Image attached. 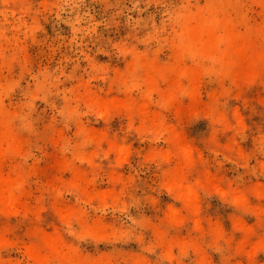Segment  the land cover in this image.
<instances>
[{
  "label": "rangeland",
  "instance_id": "obj_1",
  "mask_svg": "<svg viewBox=\"0 0 264 264\" xmlns=\"http://www.w3.org/2000/svg\"><path fill=\"white\" fill-rule=\"evenodd\" d=\"M197 14L226 18L247 41L233 79L205 74L197 98L175 107H160L152 93L161 122L143 132L122 114L89 107L109 93L140 98V86L118 81L133 62L192 66L175 45ZM213 109L227 117L226 131ZM0 112L23 142L1 173L24 182L20 214L0 219V264H34L33 224L54 223L65 207L75 210L63 228L68 254L49 264H264V0L0 2ZM168 130L194 151L183 171L196 192L192 211L168 179L173 167L160 162ZM104 131L126 147L119 164L110 158L121 194L100 201L115 187L102 165L88 168L83 192L92 199H76L65 163L81 167L73 153Z\"/></svg>",
  "mask_w": 264,
  "mask_h": 264
},
{
  "label": "bare ground",
  "instance_id": "obj_2",
  "mask_svg": "<svg viewBox=\"0 0 264 264\" xmlns=\"http://www.w3.org/2000/svg\"><path fill=\"white\" fill-rule=\"evenodd\" d=\"M40 1L46 3L49 0ZM0 2L2 5L14 8L21 4V0H0ZM181 31L175 47L183 58L188 57L192 60V66L173 65L157 71L160 67L155 64L154 59L147 60L148 63L142 68H139L137 62H133L118 81H129V84L135 87L140 86V98H133L128 91L109 93L104 97L90 100L89 107L102 117L108 118L114 114H122L130 123H138V130L143 132L158 128L161 122L162 113L159 107H153L150 103L152 93L161 94L160 107H175L181 98L189 100L197 98L200 81L205 74L213 73L216 76L232 79L237 75L241 61L247 56L249 45L229 20L216 15L205 18L197 14L184 23ZM212 111L211 114L218 118L216 121L218 129L226 131L227 117L217 113L215 109ZM150 118L156 119V122H150ZM121 141L104 131L98 138L90 140L86 148L73 153L74 160L81 167L75 166L71 160L66 161L65 168L70 175L68 184L74 198L92 199V196L83 192V188L88 186L92 179V172L88 171V168L95 170L103 165L114 175L115 187L112 191L102 194L100 201L105 203L117 201L121 192L118 189L115 172H118L117 164L124 157L126 149L124 142ZM166 142L168 150L162 154L160 162L166 167H173L168 179L184 200L186 209L192 211L196 208V192L193 187L188 186L183 171L192 166L194 151L184 143L180 133L175 130L167 131ZM22 145L23 142L12 130L10 117L0 112L1 220L20 214L23 205V179L16 178L11 173L7 176L1 173L6 162L20 154ZM112 156L116 158V165L110 163ZM61 211L65 215L61 214L54 223L44 224L37 221L33 224L32 238L39 242L31 245L27 249V254L34 264H49L52 259L62 262L66 260L68 251L65 246L63 228L75 210L72 207H65ZM3 237L4 233L0 235V246ZM39 243L40 246H38ZM76 264H82V262L78 261Z\"/></svg>",
  "mask_w": 264,
  "mask_h": 264
}]
</instances>
